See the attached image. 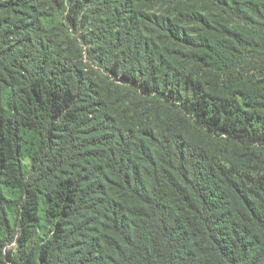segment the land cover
Segmentation results:
<instances>
[{
    "label": "trees",
    "instance_id": "16d2710c",
    "mask_svg": "<svg viewBox=\"0 0 264 264\" xmlns=\"http://www.w3.org/2000/svg\"><path fill=\"white\" fill-rule=\"evenodd\" d=\"M0 264H264V0H0Z\"/></svg>",
    "mask_w": 264,
    "mask_h": 264
},
{
    "label": "rangeland",
    "instance_id": "374dc122",
    "mask_svg": "<svg viewBox=\"0 0 264 264\" xmlns=\"http://www.w3.org/2000/svg\"><path fill=\"white\" fill-rule=\"evenodd\" d=\"M14 245V244H13ZM14 247H16V246H14Z\"/></svg>",
    "mask_w": 264,
    "mask_h": 264
}]
</instances>
